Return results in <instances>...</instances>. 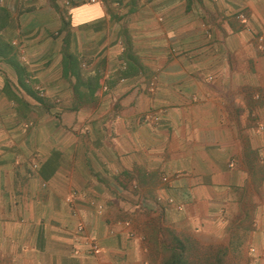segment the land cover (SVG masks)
<instances>
[{"label":"crops","instance_id":"crops-1","mask_svg":"<svg viewBox=\"0 0 264 264\" xmlns=\"http://www.w3.org/2000/svg\"><path fill=\"white\" fill-rule=\"evenodd\" d=\"M78 225L100 252L76 250ZM248 248L264 254V0H0V264Z\"/></svg>","mask_w":264,"mask_h":264},{"label":"built area","instance_id":"built-area-1","mask_svg":"<svg viewBox=\"0 0 264 264\" xmlns=\"http://www.w3.org/2000/svg\"><path fill=\"white\" fill-rule=\"evenodd\" d=\"M238 19L245 23L246 17L244 14H239ZM14 45H18L16 42L13 43ZM153 121L157 120V116H152ZM163 181L167 183V178H164ZM84 233V228L82 225L77 226L76 235L74 238V244L76 247V250L84 247L87 254L92 255L100 252V246L97 244V242L90 237L81 236V234ZM133 236L132 234L130 235Z\"/></svg>","mask_w":264,"mask_h":264},{"label":"rangeland","instance_id":"rangeland-1","mask_svg":"<svg viewBox=\"0 0 264 264\" xmlns=\"http://www.w3.org/2000/svg\"><path fill=\"white\" fill-rule=\"evenodd\" d=\"M250 248L247 249V251L249 250ZM239 251V250H238ZM261 252H264V248L261 250ZM216 254V253H214ZM251 254V257L250 255ZM252 254L254 255L255 252H251V250H249L247 252V261H243L242 257L244 256V254L240 253V252H236L235 251V254L233 255H229L230 256V259L227 260V261H220V260H214L216 255H213L212 256V259L210 261H204L203 258L199 259V260H196V261H189V264H264V254L258 258L257 260L255 261H250V258H252ZM200 256H203V252H201ZM214 257V258H213Z\"/></svg>","mask_w":264,"mask_h":264}]
</instances>
